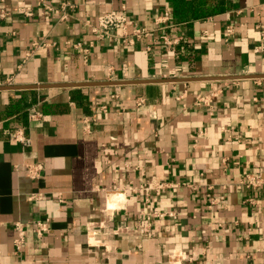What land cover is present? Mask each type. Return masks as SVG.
Listing matches in <instances>:
<instances>
[{
	"label": "crops",
	"instance_id": "1",
	"mask_svg": "<svg viewBox=\"0 0 264 264\" xmlns=\"http://www.w3.org/2000/svg\"><path fill=\"white\" fill-rule=\"evenodd\" d=\"M123 10L149 30L170 11L175 52L160 31L134 47L121 31L94 34ZM1 11L0 86L26 89L0 92V264H264V186L239 188L264 181V0H0ZM35 42L47 46L26 61ZM164 60L181 79L220 80L156 83ZM107 82L133 84L47 88ZM78 90L88 110L72 102ZM211 93V109L195 105ZM17 130L30 147L12 141Z\"/></svg>",
	"mask_w": 264,
	"mask_h": 264
},
{
	"label": "built area",
	"instance_id": "2",
	"mask_svg": "<svg viewBox=\"0 0 264 264\" xmlns=\"http://www.w3.org/2000/svg\"><path fill=\"white\" fill-rule=\"evenodd\" d=\"M40 3L42 0H38ZM49 12H55V13H61L62 11L55 10L52 7H47ZM9 14L6 11L0 12V21H5L8 18ZM27 19H31L33 16L31 13L25 14ZM66 16L64 15L62 17V20H65ZM170 19L171 14L170 11H166L164 15L159 17L155 22V29L149 30L147 28L139 27L136 25L134 21H132L128 15L125 13V10L121 12H111L109 14L103 15L98 18L97 25L93 27V32L95 35H97L101 39H109L115 37V31H121V36L118 38L120 39L126 46L128 47H134L139 41L145 38L151 37V34L157 33V32H164L160 39L164 42L166 51L173 53L175 52L176 48L180 44V40L178 38L172 39L167 34V30L170 28ZM87 25H91L89 22ZM234 30L232 27L228 28L226 30V37L227 39L233 37ZM47 44L45 42H35L33 43L32 47L27 51L26 53V61L33 58L38 52H40L44 47H46ZM93 46L91 45L88 48H85L83 43H77L74 46L75 50H78L80 52H83L85 56L89 55L90 48ZM153 50L151 48H148V52H152ZM25 61V62H26ZM162 68L166 71L163 79L169 80V79H181L185 78L183 77V70L180 68L171 69L170 63L167 60H164L162 62ZM11 81H8V85H11ZM218 97V93H211L208 95H199L196 99L195 105L197 107H206V108H212L214 100ZM144 101H140L139 106L143 105ZM44 118V115L35 109H33L29 114V119L32 122H38L41 121ZM12 141L14 143H21L25 147L31 146V141L26 138L25 133L23 130H17L12 135ZM27 169L29 171L30 178L34 180H38L41 178L43 173V166L39 164H33L28 165ZM264 186V181L259 177L255 175H247L242 183L240 184L239 188H245L247 190L255 191L259 188ZM159 189H163L164 186L160 185L158 186ZM39 197L36 195H32L30 197V200H38ZM217 204L216 200H211V205L215 206ZM14 229L16 231V239L14 241L15 246V255L20 256L23 253L24 246L26 243V235H27V227H25L23 224H15ZM50 227H49V221H40L37 222L34 228V232L39 236L42 237L43 235L49 233Z\"/></svg>",
	"mask_w": 264,
	"mask_h": 264
},
{
	"label": "water",
	"instance_id": "3",
	"mask_svg": "<svg viewBox=\"0 0 264 264\" xmlns=\"http://www.w3.org/2000/svg\"><path fill=\"white\" fill-rule=\"evenodd\" d=\"M252 77H233L230 79L233 80H242V79H250ZM220 80L218 78H199V79H172V80H165L162 79L160 81H154L156 83H182V82H192V81H198V82H210ZM151 82V83H154ZM126 84H133L131 82H107V83H92V84H68V85H54L47 88H60V89H78V88H90V87H116V86H122ZM26 88L23 87H12V86H0V92H7V91H21L25 90ZM31 89H45V87H32Z\"/></svg>",
	"mask_w": 264,
	"mask_h": 264
},
{
	"label": "trees",
	"instance_id": "4",
	"mask_svg": "<svg viewBox=\"0 0 264 264\" xmlns=\"http://www.w3.org/2000/svg\"><path fill=\"white\" fill-rule=\"evenodd\" d=\"M71 100L74 104H76L77 107L83 108L84 110H88L89 108L88 98L83 94L81 90L73 92ZM48 109H49L48 106H44L43 113L48 114L50 112V110Z\"/></svg>",
	"mask_w": 264,
	"mask_h": 264
},
{
	"label": "bare ground",
	"instance_id": "5",
	"mask_svg": "<svg viewBox=\"0 0 264 264\" xmlns=\"http://www.w3.org/2000/svg\"><path fill=\"white\" fill-rule=\"evenodd\" d=\"M118 196V195H117ZM119 198H122V197H119ZM112 199V198H111ZM119 202H120V200H119ZM111 203V202H110ZM111 207V206H110Z\"/></svg>",
	"mask_w": 264,
	"mask_h": 264
}]
</instances>
